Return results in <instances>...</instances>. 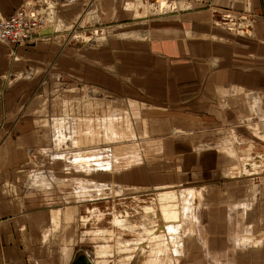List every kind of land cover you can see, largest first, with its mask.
Listing matches in <instances>:
<instances>
[{"label":"crops","instance_id":"1","mask_svg":"<svg viewBox=\"0 0 264 264\" xmlns=\"http://www.w3.org/2000/svg\"><path fill=\"white\" fill-rule=\"evenodd\" d=\"M139 1L43 0L52 4L53 22L59 28L47 26L38 35L46 37L36 35L24 45L0 42V264L72 263L77 251L70 245L73 236H64V227L68 220L73 226L76 205L65 207L56 194L26 189L27 165L44 157L50 145L48 116L63 113L65 103H78L79 96L64 91L67 86L110 84L112 51L121 53L125 66L122 56L127 58V52H123L133 46L136 67L144 68L145 51L152 59H165L169 103L192 95L208 109L202 115L204 130H214L213 124L221 130L233 125L238 150L251 149L253 157L264 152V118H251L264 116V0H249L256 18L251 37L237 36L211 22L212 8L241 11L245 7L241 2L192 0L189 8L162 19L133 14L130 4L139 2V9L147 4ZM29 3L37 11L46 5L35 0H0V16L10 17ZM85 18L93 21L92 27L97 25L116 37L110 43L117 45L105 48L100 68L94 55L89 58V46L63 38L70 32L66 28ZM128 34H135L137 40H118ZM147 64L148 68L155 65L154 61ZM181 146L175 142L176 150ZM236 160L216 150L186 154L192 177L186 175L185 183L199 184L196 191L201 198L192 244L185 251L191 261L185 258V264H264V175L250 183L249 179L226 180L225 170ZM130 175L136 182L130 188L144 185L140 170ZM177 181L184 183L179 174ZM56 226L61 227L59 232ZM250 237H259L260 244L244 245ZM112 249L110 244L101 247L96 260L113 255ZM127 251L131 249L118 248V253ZM131 256H121L119 264Z\"/></svg>","mask_w":264,"mask_h":264},{"label":"rangeland","instance_id":"2","mask_svg":"<svg viewBox=\"0 0 264 264\" xmlns=\"http://www.w3.org/2000/svg\"><path fill=\"white\" fill-rule=\"evenodd\" d=\"M188 1L192 0H161L156 4L159 7L154 9L145 0L148 5L142 4L141 9L137 7L140 1L128 7L135 15L163 19L189 8L192 4ZM233 2L243 3L244 9L212 8V24L237 36H253L256 18L251 13L249 0H231L230 4ZM33 7L29 3L23 9L38 20H44L42 29L53 24L59 28L53 22L52 4L46 3L38 11ZM89 18L66 28L70 32L63 38L89 46L92 52L89 58L94 55L100 68L105 48L117 45L110 43L111 38L116 37L96 28L98 18L96 26L92 27L93 21ZM147 24L145 22V26ZM44 37L46 35L38 36ZM137 38L135 34H128L117 39ZM126 52L127 58L122 56L125 66L119 59L121 53L112 51L113 79L105 87L97 82H81L80 88L76 85L66 87L64 91L79 96L78 103H65L63 113L48 116L50 145L44 157L27 165L25 188L56 194L58 202L65 207L76 205L73 226L72 220H68L71 222L64 227V236H73L70 245L74 251L83 250L95 260L100 248L110 244L113 255L103 258L108 264H119L121 256L131 254L130 258H124L123 264H185V251H189L192 244L190 235L194 233L195 210L201 198L199 193L193 195L199 184L185 183L186 175L192 177V170L184 161L187 152L216 150L236 158L238 161L225 170L226 180L249 179V183L264 175V152L255 153L253 157L251 149L244 151L239 147V151L233 125L221 130L213 124L214 130H204L207 127L203 126L202 115L208 109L202 107L200 100L191 95L188 100L179 98L169 103L167 61L152 59L145 51L144 68L136 67L133 64L136 60L132 58L136 52L134 46L123 55ZM153 61L156 66L148 68L147 63ZM178 86L185 85L179 83ZM199 91L195 97L200 95ZM251 118L257 121L264 116ZM174 141L180 142V150L175 149ZM138 170L144 185L130 188L136 185L130 173ZM177 174L184 183L177 181ZM60 228L56 226L55 232ZM110 231L113 237L109 236ZM155 234H158L156 238L150 237ZM258 238H245L244 245H258ZM126 247L131 251L118 253V248ZM158 247L162 248L161 253H155ZM65 249L71 255L69 248Z\"/></svg>","mask_w":264,"mask_h":264},{"label":"built area","instance_id":"3","mask_svg":"<svg viewBox=\"0 0 264 264\" xmlns=\"http://www.w3.org/2000/svg\"><path fill=\"white\" fill-rule=\"evenodd\" d=\"M20 9L10 17L0 16V42L24 45L40 35L44 20H38Z\"/></svg>","mask_w":264,"mask_h":264},{"label":"bare ground","instance_id":"4","mask_svg":"<svg viewBox=\"0 0 264 264\" xmlns=\"http://www.w3.org/2000/svg\"><path fill=\"white\" fill-rule=\"evenodd\" d=\"M147 2H149V6H153L154 7V9H155V7H159V6H156V4L158 5V1H161V0H146ZM173 3H175V2H173ZM172 3V4H173ZM171 4V5H172ZM124 132L125 133H127L126 132V130H124ZM237 154V153H236ZM81 156V155H80ZM64 157V156H63ZM78 157V156H77ZM79 158V157H78ZM77 158V159H78ZM87 159V158H86ZM195 194L196 195H198V192L197 191H194L193 192V195L195 196ZM173 214H174V212H173ZM177 214V213H176ZM164 215V214H163ZM168 216H166V218H167ZM169 218V217H168ZM171 220V219H170ZM98 221V220H97ZM170 222V221H169ZM171 222H173V221H171ZM170 227V226H169ZM172 230V226H171V228H170V231ZM159 230L157 229V232H158ZM157 232H154V233H157ZM176 232V228L174 227L173 228V234ZM178 233V232H177ZM158 236V234H155V235H151L150 237H154V238H156ZM172 244V243H171ZM107 246V245H106ZM161 247H162V245H161ZM161 247H158V250L156 251V253H161L162 252V248ZM110 248V247H109ZM103 251V250H102ZM110 251V250H109ZM99 256H101V255H99ZM99 256H97V257H99ZM103 258H105L104 256L103 257H101V258H98L97 260L95 259V260H93V259H91L92 260V262H93V264H108V262H107V260H105V259H103ZM102 261L101 263H99L98 261ZM171 260V259H170Z\"/></svg>","mask_w":264,"mask_h":264},{"label":"water","instance_id":"5","mask_svg":"<svg viewBox=\"0 0 264 264\" xmlns=\"http://www.w3.org/2000/svg\"><path fill=\"white\" fill-rule=\"evenodd\" d=\"M71 264H93V262L83 250H78Z\"/></svg>","mask_w":264,"mask_h":264}]
</instances>
